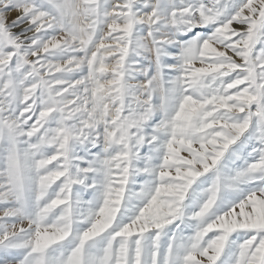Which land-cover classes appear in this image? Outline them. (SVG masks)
Listing matches in <instances>:
<instances>
[{"label": "snow or ice", "instance_id": "snow-or-ice-1", "mask_svg": "<svg viewBox=\"0 0 264 264\" xmlns=\"http://www.w3.org/2000/svg\"><path fill=\"white\" fill-rule=\"evenodd\" d=\"M0 264H264V0H0Z\"/></svg>", "mask_w": 264, "mask_h": 264}]
</instances>
